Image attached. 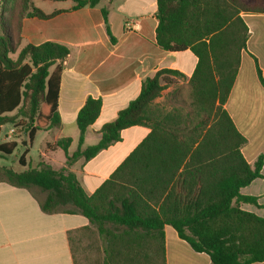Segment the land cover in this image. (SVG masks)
I'll return each instance as SVG.
<instances>
[{"label":"trees","instance_id":"trees-1","mask_svg":"<svg viewBox=\"0 0 264 264\" xmlns=\"http://www.w3.org/2000/svg\"><path fill=\"white\" fill-rule=\"evenodd\" d=\"M70 1L76 10L95 7L102 0ZM155 1L157 46L165 52L189 50L197 59L188 82L193 112L154 109L153 101L165 87L162 83H168L164 76L183 77L177 71L161 70L146 78L139 96L101 128L96 145L81 148L101 108L99 99L89 97L76 117V151L68 155V138L50 147L61 149L69 166L79 159L87 162L119 142L123 130L150 129L91 196L65 168L56 171L43 162L25 165L23 154L18 163L26 169L14 172L0 167V182L30 190L46 214L87 218L103 241V264H165L166 225L193 251L208 255L211 264L262 263L264 219L239 209L240 203L256 204L255 198L239 192L262 177L264 153L253 167L247 164L241 154L246 140L223 106L247 40V27L239 14H264V0ZM58 13L45 14L32 0H0V135L3 126H18L31 143L36 133L60 124L57 99L68 49L50 42L19 49L22 19L45 20ZM101 13L114 41L107 12ZM16 148L15 142L2 143L0 153L10 156Z\"/></svg>","mask_w":264,"mask_h":264},{"label":"crops","instance_id":"crops-1","mask_svg":"<svg viewBox=\"0 0 264 264\" xmlns=\"http://www.w3.org/2000/svg\"><path fill=\"white\" fill-rule=\"evenodd\" d=\"M32 3L45 14L59 13L45 20L22 19L19 49L25 44L38 46L50 42L66 47L69 54L62 62L59 82L60 124L36 133L31 143L21 140V153L26 165L43 162L56 171L65 168L75 175L84 193L91 196L147 137L150 129L134 126L123 130L119 142L91 160L79 159L66 166L64 152L50 147L68 138L71 140L68 155L76 151L79 138L76 117L86 100L99 99L101 108L86 130L82 149L96 145L101 128L113 122L139 96L146 78L161 70L177 71L183 77L164 76L168 83H162L165 87L153 101L154 109L191 113L186 111L191 109L188 82L197 59L189 50L165 52L157 46L155 0H102L95 7L76 10L70 0H32ZM103 9L114 41L106 32ZM239 17L247 27V40L223 108L245 138L241 154L253 167L264 153V14L240 13ZM5 138L2 143L16 142ZM260 175L239 192L241 196L255 198L256 204L240 203L239 209L264 219V164ZM38 200L30 190L0 182V264L104 263L103 241L87 218L79 214H46ZM163 233L165 264H211L208 255L193 251L172 227L164 226Z\"/></svg>","mask_w":264,"mask_h":264},{"label":"rangeland","instance_id":"rangeland-1","mask_svg":"<svg viewBox=\"0 0 264 264\" xmlns=\"http://www.w3.org/2000/svg\"><path fill=\"white\" fill-rule=\"evenodd\" d=\"M187 112H193L192 107L191 109H187ZM13 129L14 131L12 133H9V131ZM9 137L12 139H16V144L18 148L15 149V151L10 156H6L4 154L0 153V167L8 168L14 172H21L22 170L26 169V167H21L18 163L19 157L23 154L21 153L22 147H21V140L29 141L28 135L26 132L23 131L21 127H14L12 125H5L1 128V138H0V144H2V141H4L6 138ZM23 163L26 165L25 156L23 154ZM36 165V164H35ZM34 165V166H35ZM32 166V165H31ZM33 166V167H34ZM33 191L39 195L40 198L44 197V194H40V192L37 189H33Z\"/></svg>","mask_w":264,"mask_h":264},{"label":"built area","instance_id":"built-area-1","mask_svg":"<svg viewBox=\"0 0 264 264\" xmlns=\"http://www.w3.org/2000/svg\"><path fill=\"white\" fill-rule=\"evenodd\" d=\"M127 29H129V28H127ZM14 130L13 129H11V131L9 132V133H12Z\"/></svg>","mask_w":264,"mask_h":264}]
</instances>
